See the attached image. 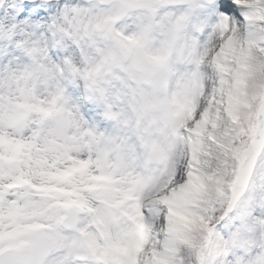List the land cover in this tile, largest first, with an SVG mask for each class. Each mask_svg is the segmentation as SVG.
Returning <instances> with one entry per match:
<instances>
[{
    "label": "snow or ice",
    "instance_id": "snow-or-ice-1",
    "mask_svg": "<svg viewBox=\"0 0 264 264\" xmlns=\"http://www.w3.org/2000/svg\"><path fill=\"white\" fill-rule=\"evenodd\" d=\"M0 264H264V0H0Z\"/></svg>",
    "mask_w": 264,
    "mask_h": 264
}]
</instances>
